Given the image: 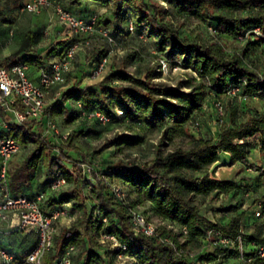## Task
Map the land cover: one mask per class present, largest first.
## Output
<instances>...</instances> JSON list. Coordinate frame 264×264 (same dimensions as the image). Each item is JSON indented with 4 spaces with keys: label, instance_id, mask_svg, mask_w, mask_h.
I'll list each match as a JSON object with an SVG mask.
<instances>
[{
    "label": "trees",
    "instance_id": "trees-1",
    "mask_svg": "<svg viewBox=\"0 0 264 264\" xmlns=\"http://www.w3.org/2000/svg\"><path fill=\"white\" fill-rule=\"evenodd\" d=\"M18 1L20 3V0H14V5ZM2 2L4 5L5 0ZM110 2L114 8V18L120 21L116 27L119 32L129 33L126 24L131 20L136 32L145 33L153 40L155 48L162 52L160 56L170 64H179L181 68L188 69L191 75L181 81L180 86L172 87L154 81L161 76L159 62L148 67L144 77H135L133 73L119 68L104 75L96 85L74 82L62 89L60 97L46 106L43 119H30L0 129V133L12 137L20 148L30 146L21 162L14 161L12 156L9 158L5 189L12 196H31L44 191L42 209L45 212L69 203L72 210L78 212L71 225L60 228L58 232V222L54 223L51 248L43 254L41 264H54L70 247H73L71 264L74 259L76 264H111V260L107 261L99 251L101 244L98 235L101 230L114 234L125 243L126 252L134 260L133 264H201L218 257L230 259L231 264H264V260L256 255L257 246L264 245V236L255 232H241V212L230 215L227 222H215L201 212L198 204V199L212 193H236L244 187V181H253L249 177H241L238 181L213 178L206 169L219 160L222 152L228 154L226 165L246 162V152L252 145L245 143V139L257 133L264 134V111L253 109L248 119L236 122V110L233 109L228 121L217 129L215 138L197 137L188 150L176 149L165 154L157 150L153 160L140 168L123 164L107 166L102 170L103 181L87 182L96 200L91 210L86 205L87 198L82 191L84 181L73 174L68 164L71 163L80 172L83 164L91 163L89 158L92 153L80 152V159H75L70 154L72 137H68L67 145L63 146L55 144L50 141V137H44L39 132L46 120L54 117H63L65 122H72L80 112L98 111L109 120L121 117L125 121L142 123L150 131L159 129L160 141L164 143L169 142L175 134L184 132V124L201 110L208 93L216 100L225 96L230 87H235L238 89L236 95L242 98H264V75L243 63L244 57L253 47L264 45V0H67L66 7L72 12L79 10L81 13L88 7V3ZM160 2H165L167 7ZM124 4L133 6V17L127 15V9L122 10ZM169 11L195 16L209 23V27L215 30L214 34L241 40L240 54L228 58L217 44H206L179 35L177 28L163 20ZM237 12L241 15L237 16ZM119 15H122L120 19ZM125 16L129 19L123 25ZM105 23L100 24L97 16L96 27H107L112 35L108 26L110 20L106 18ZM12 26L10 21L0 17L1 39ZM256 26L262 31L261 37L240 38ZM40 30V27H35L26 32L18 41L17 48L0 59V68H9L18 63L45 66V59L61 57L68 47L78 42L76 38L60 41L58 50L51 47L47 53L42 54L36 48ZM106 55L107 52L102 51L95 55L92 62H98ZM76 104L80 107L77 108ZM115 108L123 114L118 116ZM142 140L140 133L121 132L108 139L101 149L110 146L133 148ZM40 163L46 167L45 179L37 184V191L34 192L31 191V181ZM183 171L197 175L182 176L179 173ZM57 173L64 177L65 182L72 183V186L65 193L54 197L57 192L49 191L48 185ZM105 180H119L129 186L126 203L114 197ZM261 200L264 210V190ZM140 205H147L151 214L176 225L179 232L176 234L171 229L156 227L154 236L136 233L128 208L136 209ZM233 208L223 206L218 210L229 213L235 211ZM219 236L229 238L230 243H213ZM179 237L183 241H179ZM237 237L241 239V249ZM33 238L31 246L24 250L25 254L34 247ZM189 243L198 247L193 257L182 250ZM244 245L248 247L244 249ZM4 246L15 254L6 244ZM209 246L213 251L206 250ZM76 250L78 253L75 256ZM107 250V253L116 257L114 251ZM22 261L24 263V259Z\"/></svg>",
    "mask_w": 264,
    "mask_h": 264
},
{
    "label": "rangeland",
    "instance_id": "rangeland-1",
    "mask_svg": "<svg viewBox=\"0 0 264 264\" xmlns=\"http://www.w3.org/2000/svg\"><path fill=\"white\" fill-rule=\"evenodd\" d=\"M59 1V0H58ZM61 4V3H60ZM164 7H167L165 2H160ZM68 9L64 3L61 4ZM90 5H93L90 3ZM3 9V2L0 0V10ZM127 9V15L133 17V6L124 4L123 9ZM69 10V9H68ZM70 11V10H69ZM72 12V11H70ZM74 15L86 19L91 14L97 15L100 24L106 25L105 19L110 20L108 24L112 37L114 38V44H107L104 39L99 35L97 29L89 35L75 34L69 30L64 23L60 22L53 11V8L46 7L38 14L21 11L18 15V20L14 26L10 27L8 32H12V38L14 42L18 43L23 35L30 29H34L36 26L41 28V35L39 41L36 44V48L40 53L45 54L51 47L59 49L58 42L69 41V39H78V46L75 52L74 65L72 71L67 75L64 84L61 89L66 88L74 82H81L82 84L96 85L102 79H95L91 77L90 67L92 61L98 53L102 51L107 52V69L106 74L112 73L119 68H123L135 75V77H144L145 70L155 65L162 52L155 48L153 40L147 37L145 33H138L135 30L129 33L119 32L116 27L120 24L118 19L114 18V8L112 2L107 4H98L95 7H86L81 13L72 12ZM240 16L241 13H236ZM244 15V13L242 14ZM122 15H119V19ZM128 17H124L122 21L125 25ZM163 20L168 22L174 28H177L179 35L188 37L190 39L199 40L202 43H213L221 46L224 55L230 58L233 55H239L242 47V41L239 39H232L227 35H217L212 33L209 23L201 21L199 18L191 15H185L176 11H169V13L163 16ZM88 40V43L82 41ZM14 48V50L17 48ZM13 45L0 49V59L3 56L9 55L14 50ZM49 59L44 60L46 65ZM243 63L250 69H254L259 74L264 75V45L259 44L251 50L250 53L243 59ZM191 72L188 69L178 68L176 70L168 69L161 73L159 78L154 79L155 82H159L172 87H178L181 85V81L190 77ZM48 104L52 101V94L48 95ZM224 106L223 122H216V115L214 110V97L211 93H208L201 110L197 111L194 117L190 118L184 124V132L175 134L169 142L162 143L161 130L150 131L142 123L125 121L121 117L111 119L105 123L98 121L95 118H88L85 113L80 112L77 119L72 122H65L63 117H54L52 122L54 123L55 130H50L48 137L50 141L55 144L67 145L68 137H72V150L70 154L75 159H80L78 153H92L89 158L90 164H83L81 171L78 172L75 167L69 163L68 167L76 177L81 178L84 181L82 191L86 196V205L91 210L96 203L94 195L90 192L87 182L93 183L96 180L103 181L104 176L102 170L107 166L115 164H123L128 167L140 168L144 164L150 163L155 157L157 150H160L162 154L176 149L188 150L193 141L200 136H206L215 138L217 136V129L228 121L233 109L236 110V122H241L248 119L250 112L255 109L257 111H264V98L257 97H245L241 95H234L231 97L223 96L220 98ZM1 115V111H0ZM1 119V118H0ZM197 119L200 122V127L196 129L193 126V120ZM140 133L143 136L142 142L133 148L120 147L116 148L110 146L105 149H101L103 144L110 138L114 137L117 133ZM245 143L252 145L245 155L244 163H236L232 166H228L223 161L215 162L211 166L207 167L206 172L213 178L222 177L233 180H239L241 177H249L252 182H245L244 187L238 192L228 193H212L203 199H198L199 208L201 212L215 222H227L230 215L239 213L241 219V232L244 234L259 233L260 236H264V210L261 207V195L264 190V166L262 161L264 160V134H255L247 139ZM20 148L17 153L12 155V159L16 162H21L26 156L28 149ZM54 152V151H53ZM249 156L252 157L249 158ZM90 168V171L87 169ZM161 172L165 170L157 168ZM46 167L43 163H40L32 178L31 191H37L35 188L37 184L45 179ZM182 176L195 177L196 173L187 171L180 172ZM115 182L120 185L125 193L129 194L130 188L127 184L122 183L119 180ZM72 183L66 182L64 186L57 192L54 197H57L61 193H65ZM231 206L235 208V211L229 213L222 212L219 207ZM70 219L63 218L56 223V232L62 227H68L77 218L78 212L72 210L71 203L68 206ZM233 208V209H234ZM137 211L145 215L153 226L157 228L171 229L174 233H178L179 229L173 223L162 220L159 217L154 216L149 211L147 205H140ZM33 234L13 233L5 236L2 241L9 248L15 251L16 264H24L22 259L25 256L24 250L29 248L33 243ZM179 241H183L182 237H179ZM19 243L21 244L19 246ZM247 248L248 245H244ZM184 253L196 255L198 247L194 243H189L182 248ZM206 250L213 251L212 247H206ZM99 251L103 253L106 260H111V264H133L134 260L129 258L118 259L114 255L107 253V248L104 245L99 246ZM24 253V254H23ZM78 250L75 251L76 256ZM75 263V259L74 262ZM201 264H231L230 259H223L218 257L209 262H203Z\"/></svg>",
    "mask_w": 264,
    "mask_h": 264
},
{
    "label": "built area",
    "instance_id": "built-area-1",
    "mask_svg": "<svg viewBox=\"0 0 264 264\" xmlns=\"http://www.w3.org/2000/svg\"><path fill=\"white\" fill-rule=\"evenodd\" d=\"M52 7L56 18L65 24V26L76 34L89 35L96 30L97 15H91L86 19L80 18L63 7L58 0H26L22 5V10L38 14L46 7ZM129 32L134 31V24L131 20L127 22ZM212 33L215 30L212 29ZM99 35L107 44H114V38L107 27H98ZM261 37L262 31L259 27H254L246 31L240 38ZM88 43V40L82 41ZM78 42L66 49L64 54L50 61L47 66H37V81L32 80L28 75L29 65L25 63L14 64L9 68H0V129H7L11 124H22L27 120H41L44 117L45 108L48 105V95L52 94V100L58 99L61 95V87L64 84L67 75L72 71L74 65L75 52ZM161 73L168 69L176 70L180 68L179 64H170L164 57L158 58ZM107 69V56L102 57L98 62H93L90 67L92 78L102 79ZM238 89L230 87L225 96L236 95ZM214 110L216 122H223L224 106L220 99L214 100ZM79 108L80 105L76 104ZM116 114L121 116L120 109L115 108ZM84 113V112H82ZM88 118H95L105 123L109 118L98 111L85 113ZM193 126L198 129L200 122L193 120ZM50 130H55L52 120H46L40 129L42 136L47 137ZM20 145L10 136L0 133V264H16V256L13 252L4 246L2 239L13 233L33 234L35 237L34 247L24 256V264H41L43 254L51 248L52 237L54 233V223L63 218L70 219L68 206L54 207L45 212L42 205L45 200V192L40 191L34 195L12 196L4 185L7 178V163L9 158L18 152ZM57 153V150H54ZM90 171V168L87 169ZM105 182L109 185L110 192L121 203H126V193L115 180ZM65 179L59 173L48 185V190L58 192L65 184ZM130 220L136 233L146 236H154L156 227L149 223L145 216L135 208H128ZM104 221V218H102ZM184 234L186 230L182 228ZM241 249V239L236 238ZM98 241L107 249L114 251L116 258L132 257L126 252L125 243L119 240L114 234L101 230L98 235ZM230 239L219 236L218 240L223 245L230 243ZM73 247L66 250L58 257L54 264H71V252ZM180 253V252H179ZM186 254V253H185ZM189 257L193 255L187 253ZM256 255L264 260V245H258ZM250 260L249 258L247 259Z\"/></svg>",
    "mask_w": 264,
    "mask_h": 264
},
{
    "label": "crops",
    "instance_id": "crops-1",
    "mask_svg": "<svg viewBox=\"0 0 264 264\" xmlns=\"http://www.w3.org/2000/svg\"><path fill=\"white\" fill-rule=\"evenodd\" d=\"M25 1L26 0H20V3L18 1L16 3V5H14V0H5V2H4L5 6L3 5V9L0 10V17H3L6 20L10 21L13 24V26H14V24L18 20V15L21 13V11H23L21 7H22V5H23V3ZM66 1L67 0H59V2L61 4L64 3L65 5H66ZM19 4H21V5H19ZM92 4L93 5H90V3H88L86 6L95 7L96 5H98V4H94V3H92ZM76 12L80 13L79 10H77ZM30 30H32V29H30ZM14 41L15 40H13V38H12V32L11 31L7 32L2 39L0 38V49H3V48L8 47L10 45H13L12 49L14 50V48L16 47V44L18 45V43L14 42ZM3 57H5V56H3ZM51 60L52 59H49L45 66H47L48 62H50ZM27 72H28L29 77L32 80L37 81L38 72H37L36 66H29ZM249 158L252 159L251 156H249ZM220 160L223 161V163L226 164V162L228 161V154L226 152L220 153L219 160L217 162H219ZM262 164L264 166V160L262 161ZM228 166H232V165H228ZM217 178H219V179H229V178H222V177H219V176Z\"/></svg>",
    "mask_w": 264,
    "mask_h": 264
}]
</instances>
